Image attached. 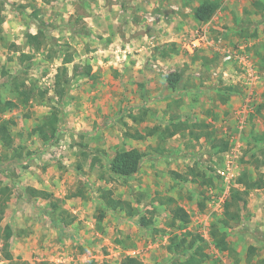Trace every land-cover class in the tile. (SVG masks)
<instances>
[{
    "label": "rangeland",
    "instance_id": "374dc122",
    "mask_svg": "<svg viewBox=\"0 0 264 264\" xmlns=\"http://www.w3.org/2000/svg\"><path fill=\"white\" fill-rule=\"evenodd\" d=\"M202 1L0 0V99L15 97L1 68L38 87L28 102L1 115L16 124L10 126L14 158H4L0 142V203L7 200L0 214V264H120L127 255L146 264H179L185 257L169 249L174 235L186 238L187 256L201 264L264 259V140L254 138L264 132V0H216L212 18L194 27L193 9ZM150 14L152 27L143 20ZM90 15L93 27L82 25ZM69 22L89 33L73 34ZM39 27L46 35L37 49L27 33ZM111 29L125 35L112 48ZM194 34H205L204 44L187 49ZM225 50L248 56L254 80L240 62L224 61ZM23 53L31 58L22 61ZM69 55L62 120L57 133L44 139L34 128L58 106L55 75ZM133 62L140 67L130 69ZM88 64L92 75L81 72ZM170 72L183 75L174 91L164 80ZM226 86L237 92L229 94ZM175 122L188 127L170 135L166 128ZM193 131L210 132L229 148L217 152L208 135L197 139ZM139 133L144 137L133 135ZM124 148L144 153L140 171L129 178L107 167ZM245 171L262 185L245 192ZM28 187L52 193L50 200L67 210L72 223L53 222L50 200L30 197ZM102 189L129 200L139 214L102 207ZM177 205L190 215L185 225H171ZM142 215L150 226L139 224ZM6 224L12 259L3 254Z\"/></svg>",
    "mask_w": 264,
    "mask_h": 264
},
{
    "label": "trees",
    "instance_id": "16d2710c",
    "mask_svg": "<svg viewBox=\"0 0 264 264\" xmlns=\"http://www.w3.org/2000/svg\"><path fill=\"white\" fill-rule=\"evenodd\" d=\"M258 1V0H256ZM258 2H256L257 4ZM218 2L216 0H203L200 4H198L194 9H193V15L194 18L199 21V22H207L209 21L214 13L216 12L218 8ZM258 5H261V3ZM69 28L72 29L71 31L73 34H78L82 30L88 29L86 26L82 27L80 30H76V28L72 27V23H68ZM85 33H89L87 30L84 31ZM45 30L42 27L38 28V31L36 33H27V41L30 46H33L37 49H40V46L42 45V39L44 40L45 38ZM172 50V49H171ZM163 54L169 53L167 49H162L161 50ZM168 55V54H167ZM31 55L30 54H21V60L23 61L24 59H30ZM206 60V58H205ZM72 57L65 56L63 58V65L59 66L58 72L55 75V85H54V92L55 95L59 99L58 106L53 108L51 113H49L43 120L42 123L38 124L35 128L34 131L39 134L40 137L44 139H48L53 137L57 133L58 129V124L62 120L61 119V113L64 109L63 103L68 97L69 89H70V84H71V77L69 75V70L68 67L66 66V63L71 62ZM92 66L90 64L86 65V71L82 70V74H87V75H92ZM1 73L3 75H7L11 78L12 82L10 83V90L13 91L12 93L14 94V98L10 99H0V142L2 145L5 147V153H4V158L5 159H11L15 157L14 154V148L12 147V137L10 136V126L13 124H16L15 120L12 118H3L1 115L4 114L6 111L13 110L19 106L20 103H26L28 102L34 95L35 91L37 90V86L35 84L28 86L24 80L19 79V76L16 74H10L8 71H6L5 68H1ZM182 73L181 72H170L164 75V80L167 82L169 88L176 89L179 81L182 78ZM235 86H226V90L228 91L229 94L237 92V88H234ZM42 93H44L42 91ZM137 119V118H136ZM195 127L201 126L200 124H194ZM193 125V127H194ZM206 126V125H204ZM183 127H188L186 123L178 124L174 123L173 129H169L168 127L166 128L168 133L170 135H173L177 133L180 129ZM195 138H199L203 134L208 135L207 138H210L211 140V146L212 149H217V152H222L225 151L226 149L229 148V143L226 140H220L218 139L215 135L210 134V132H203L200 134H196L194 131L191 132ZM134 136H138L139 138H143L144 136L142 134H133ZM255 139H261L264 140V132L262 133H256L254 135ZM220 140V141H219ZM144 158V153L141 152L138 148H124L120 149L115 152L114 156L109 160L107 167L108 171L117 176H121L124 178H129L134 176L136 173L139 172L141 168V164ZM2 160L0 159V167H1V162ZM1 169V168H0ZM242 180L244 181V184L246 186L245 192H248L250 188L257 187L262 185L261 183H258L256 181H252L249 178V174L247 171L243 172V178ZM8 191L7 188L4 189V191ZM2 190H0L1 192ZM113 191L111 189H102L100 192V197L104 201V205L102 207L104 208H109L112 209L113 211H124L127 215L132 216L135 214H139L138 208L133 206L129 200L127 199H122V198H115L113 196ZM239 191L233 192L232 194V199L235 198V196L238 194ZM4 194V193H3ZM27 194L30 197L33 198H42V199H49L53 198L52 193L43 190V189H38L35 187H28L27 188ZM6 199H4V202L0 203V214L4 211L5 205H6ZM50 207L53 210V215H50L51 220L56 223H63V226L66 224H70L73 221V217L67 212L66 209H63L60 207L58 202L56 201H49ZM231 201L226 202V210L231 205ZM58 214L56 216V214ZM171 215H172V223H176L177 221L181 222L182 225H185L190 221V215L187 212V210L180 206H174L171 208ZM58 219H57V218ZM104 217V212H101L99 215V219H102ZM0 221H1V216H0ZM151 220L146 218V216L142 215L141 218L139 219V224L148 227L151 224ZM181 225V226H182ZM214 233V231H213ZM12 237V228L10 224H6L4 226V233L1 235V238L3 239V254L5 258L7 259H12V255L9 252V245H10V238ZM180 238L178 235H174L171 237V244L169 246V249L173 251L176 254L184 256V260H182L180 263L182 264H201V258H196L194 254L188 255L190 253L188 250L185 249V239L182 238L181 240L178 239ZM220 246H225L223 244V238H220L218 241ZM256 251V247H250V253H254ZM197 253H202L201 247H198L196 250ZM17 263V262H16ZM10 264H14V262H10ZM84 264H101L97 262L94 259H90L88 262ZM120 264H146L144 261L139 259L136 256H131L127 255L124 257L121 261ZM255 264H264V259H258Z\"/></svg>",
    "mask_w": 264,
    "mask_h": 264
},
{
    "label": "built area",
    "instance_id": "2783aa9c",
    "mask_svg": "<svg viewBox=\"0 0 264 264\" xmlns=\"http://www.w3.org/2000/svg\"><path fill=\"white\" fill-rule=\"evenodd\" d=\"M147 18L149 21H153L155 19V17L152 16L151 14L150 16L148 15ZM204 40H205V34H194L193 38L187 42L186 47L187 49L194 50L197 47H201L204 44ZM241 49L243 50V48ZM223 59L226 62H229L232 60L240 62L242 65V68L245 70L244 71L245 74L250 76V78H248L249 81L254 80L255 70H254L253 64L251 63V61L249 60L248 56L245 53L241 51L236 52L233 50H225V52L223 53Z\"/></svg>",
    "mask_w": 264,
    "mask_h": 264
},
{
    "label": "crops",
    "instance_id": "0c3cea01",
    "mask_svg": "<svg viewBox=\"0 0 264 264\" xmlns=\"http://www.w3.org/2000/svg\"><path fill=\"white\" fill-rule=\"evenodd\" d=\"M152 1V0H151ZM153 2H157V0H153ZM172 3V2H171ZM172 4H176V3H172ZM160 5V4H159ZM157 6H158V4H157ZM163 7H166V8H168L167 6H163ZM162 9H164V8H162ZM188 9V8H187ZM164 11H166V10H164ZM169 11V10H168ZM169 12H171V13H175L176 15H179V11L178 12H172L171 10L169 11ZM162 16V15H161ZM143 17L146 19V15H144L143 14ZM169 21H170V19L171 18H169V17H166ZM145 19H143L144 20V24L145 25H151V27H152V23H151V21H146ZM174 19H175V17H174ZM96 19L94 18V16H92V15H90V16H87L86 17V20H85V24H82V25H86L87 23V25H92V27H93V23L92 22H96L95 21ZM192 23V26H194V27H196V25L197 24H199V23H201V22H198L196 19H193V22H191ZM194 27H192V28H194ZM111 30H113L114 31V29H111ZM113 31L111 32V37L113 38L114 37V40H113V42H111L110 43V45L109 46H111V48H112V46H113V44L114 43H116V41H115V39L118 41L120 38H125V35L124 34H117V32L116 31H114L115 33L113 34ZM148 34H143V36L145 37V36H147ZM160 35V37H161V39L163 38V37H166V34H159ZM157 36V35H156ZM116 37H118V39L116 38ZM143 37V40L145 39ZM136 39L140 42L141 41V43L143 42V40H141V39H138L137 37H136ZM126 44V43H125ZM124 44V45H125ZM129 45V43L127 44V46ZM130 46V45H129ZM110 49V48H109ZM138 51H142V48H138L137 49ZM206 50H208V49H205V50H203L204 52H206L207 53V51ZM140 51V52H141ZM209 51V50H208ZM106 53H108V52H106ZM122 52H120V54H121ZM141 54V53H140ZM140 54H135V57H136V59L138 58L139 59V57L141 56ZM139 62H133L132 64L131 63H129V66H130V69H132V67H133V69L134 70H136L138 67H140L139 66V64H138ZM140 71H142V70H140ZM143 79H145V81H147V79L146 78H143ZM169 87V86H168ZM170 90H172V91H174L175 89H172V88H170ZM141 169V168H140ZM140 171V170H139Z\"/></svg>",
    "mask_w": 264,
    "mask_h": 264
}]
</instances>
